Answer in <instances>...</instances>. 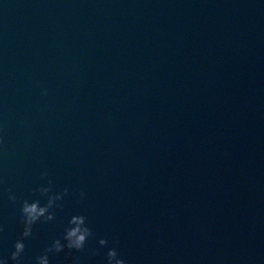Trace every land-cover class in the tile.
<instances>
[{"label":"water","instance_id":"obj_1","mask_svg":"<svg viewBox=\"0 0 264 264\" xmlns=\"http://www.w3.org/2000/svg\"><path fill=\"white\" fill-rule=\"evenodd\" d=\"M0 137V256L51 179L23 264H264V0H0Z\"/></svg>","mask_w":264,"mask_h":264},{"label":"clouds","instance_id":"obj_2","mask_svg":"<svg viewBox=\"0 0 264 264\" xmlns=\"http://www.w3.org/2000/svg\"><path fill=\"white\" fill-rule=\"evenodd\" d=\"M3 143L2 137H0V144ZM47 176V173H43ZM53 181L48 180L47 187H39L36 191L43 197H47V202L42 204L40 199L35 200H23L21 204L20 223L23 226L21 236L15 241L10 257L0 256V264H9V259L13 264H23L24 254L26 251L25 240L33 237V228L39 222L48 223L56 219L55 209L62 207V204L58 203L64 199L67 195L68 189H64L63 193H53L52 191ZM11 192V189H9ZM86 194L81 192V198ZM9 199L13 202L16 201V196L11 195ZM4 231L2 225H0V233ZM94 235L91 227L87 223V217L84 215H73L68 225L64 229V233L61 238L54 239L52 243L45 249L44 253L35 258V264H51V256L57 255L63 252L65 249L84 251L85 246L90 237ZM99 244L101 247H107L109 241L107 239H100ZM96 254H99L98 251ZM107 264H128L119 251L115 247L108 249L106 254ZM73 264H79V257H73Z\"/></svg>","mask_w":264,"mask_h":264}]
</instances>
